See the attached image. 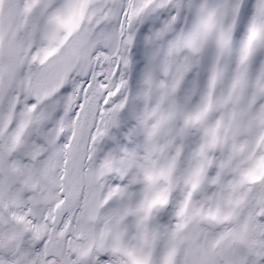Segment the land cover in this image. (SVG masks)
I'll use <instances>...</instances> for the list:
<instances>
[{
  "label": "snow or ice",
  "instance_id": "obj_1",
  "mask_svg": "<svg viewBox=\"0 0 264 264\" xmlns=\"http://www.w3.org/2000/svg\"><path fill=\"white\" fill-rule=\"evenodd\" d=\"M0 264H264V0H0Z\"/></svg>",
  "mask_w": 264,
  "mask_h": 264
}]
</instances>
